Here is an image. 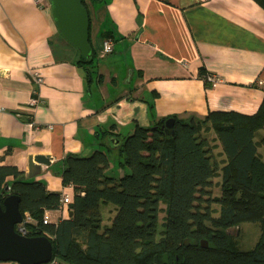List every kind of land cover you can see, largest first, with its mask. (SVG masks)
Listing matches in <instances>:
<instances>
[{
    "label": "crops",
    "instance_id": "obj_1",
    "mask_svg": "<svg viewBox=\"0 0 264 264\" xmlns=\"http://www.w3.org/2000/svg\"><path fill=\"white\" fill-rule=\"evenodd\" d=\"M86 4L98 52L90 77L77 63L78 49L57 29L50 0H0V164L15 165L27 176L29 156L49 157V165L39 164L32 178L71 201L73 188L60 175L68 153L105 150L107 173L119 177L109 137L120 143L135 123L151 126L171 115L201 118L209 110H257L264 96V9L254 0ZM105 32L109 37L101 36ZM103 39L112 50L101 54ZM200 70L219 80L207 86ZM35 71L43 77L39 85ZM35 93L41 102L32 108L27 102ZM212 143L217 158H224L219 142ZM68 203L48 210L50 222L69 215ZM114 212V205L102 204V223L109 224Z\"/></svg>",
    "mask_w": 264,
    "mask_h": 264
},
{
    "label": "trees",
    "instance_id": "obj_2",
    "mask_svg": "<svg viewBox=\"0 0 264 264\" xmlns=\"http://www.w3.org/2000/svg\"><path fill=\"white\" fill-rule=\"evenodd\" d=\"M80 1L88 10L86 0ZM100 1L106 0H89ZM254 1L264 9V0ZM88 42L92 54L78 53L77 63L90 77L98 52L90 35ZM204 73L200 70L199 76ZM168 117L174 118L171 134L162 128ZM208 132L215 135L208 137ZM213 140L224 158H217ZM259 147L264 153V96L252 114L209 110L201 118L171 115L151 126L135 123L116 146L122 169L118 178L107 173L105 150L66 154L60 175L63 185L72 186L73 197L70 214L56 223L43 222L42 215L59 208L62 193L47 190L15 165L0 164V204L6 195L17 194L22 216H30L24 222L26 234L45 235L52 244L51 260L66 264H163V253L168 264H264V158ZM215 176H220L219 193L212 195ZM104 203L115 206L106 225ZM160 212L162 230L157 228ZM245 221H257L260 233L251 248L241 250L234 236ZM235 227L236 234L231 233Z\"/></svg>",
    "mask_w": 264,
    "mask_h": 264
},
{
    "label": "water",
    "instance_id": "obj_3",
    "mask_svg": "<svg viewBox=\"0 0 264 264\" xmlns=\"http://www.w3.org/2000/svg\"><path fill=\"white\" fill-rule=\"evenodd\" d=\"M51 13L59 32L75 47L83 57L92 54L88 42L89 20L86 8L80 0H50ZM174 118L164 120L162 128L166 134L173 133ZM112 145H118L119 139L110 136ZM49 157L36 154L28 157L29 178L40 173L39 164L49 165ZM20 197L9 194L0 204V261H11L12 264H44L51 261L52 244L45 236L20 234L15 230V225L22 221L19 210ZM70 214V212H69ZM201 246H206L205 239L200 240ZM161 261L168 264L167 253H163ZM154 262L158 257L154 256Z\"/></svg>",
    "mask_w": 264,
    "mask_h": 264
},
{
    "label": "rangeland",
    "instance_id": "obj_4",
    "mask_svg": "<svg viewBox=\"0 0 264 264\" xmlns=\"http://www.w3.org/2000/svg\"><path fill=\"white\" fill-rule=\"evenodd\" d=\"M206 135L208 137L209 136L213 137L212 136L213 134L209 133V132L206 133ZM261 153H262L263 158H264V153L262 152V150H261ZM112 165H117V164H115V162H112ZM114 167L115 168H113V170L115 171L116 166H114ZM112 172L113 171H111V172L109 171L108 174L114 176ZM114 177H118L117 174ZM219 180H220V176H215L212 179V181L214 182V184L211 186L212 195H217L219 193V186H218ZM161 206L163 207L164 204H161ZM212 206L216 209L218 208V205L216 203H213ZM163 216H164V212H160L159 218H158V223H157L158 230L164 229V224L162 223L163 219H164ZM49 220H50V217H49ZM239 226H240L239 234L234 236L236 247L238 249H241V250L249 249L254 245L256 239L259 236V233H260L259 223L257 221H245V222L240 223ZM231 232L233 233L234 231H231ZM52 261L46 262L44 264H54ZM56 261L59 264H66V262L64 260H61L59 258H57Z\"/></svg>",
    "mask_w": 264,
    "mask_h": 264
},
{
    "label": "built area",
    "instance_id": "obj_5",
    "mask_svg": "<svg viewBox=\"0 0 264 264\" xmlns=\"http://www.w3.org/2000/svg\"><path fill=\"white\" fill-rule=\"evenodd\" d=\"M112 50V43L109 39L103 40L102 42V47H101V54L108 53ZM202 79L205 80L206 82H209L211 85L215 84L219 78L210 72H205L202 75ZM33 78L34 81L37 85L41 84L43 82V77L41 74H39L37 71L33 73ZM41 102L40 98L37 96V94H33L31 98L28 100V105L32 108L36 107L39 103ZM51 127V125H49ZM70 201L69 196L65 193L61 194L60 197V206L58 209H63V207ZM30 216L28 215L27 212L24 213V217H22V221L17 223L15 225V230L20 233V234H26V230L24 227V222L29 221ZM42 221L43 222H49V213L48 210H44L43 215H42Z\"/></svg>",
    "mask_w": 264,
    "mask_h": 264
}]
</instances>
